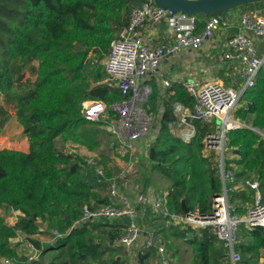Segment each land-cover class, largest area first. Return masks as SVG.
Segmentation results:
<instances>
[{
    "label": "trees",
    "instance_id": "trees-1",
    "mask_svg": "<svg viewBox=\"0 0 264 264\" xmlns=\"http://www.w3.org/2000/svg\"><path fill=\"white\" fill-rule=\"evenodd\" d=\"M145 1L0 0V96L11 106L28 144L27 152L0 149V259H20L10 242L19 236L41 250L42 245L31 237L44 228L63 235L53 246L65 249L68 264H123L119 259L102 257L122 235L129 220L81 222L84 204L94 210L113 202L114 198L104 188L122 173L115 177L119 171L112 166L113 159L100 155L98 164L103 175L98 176L95 167L86 164L81 156L56 148L55 139L89 152L101 147L105 131L82 117V103L101 101L111 105L122 99L118 89L104 82L106 74L101 61L108 54L115 34L127 23L131 9ZM262 7L264 2L239 8ZM228 12L218 16L224 17ZM197 17L196 33H200L204 20L212 16ZM90 53L95 54V62L89 66ZM32 62L37 63L34 81L24 79V70ZM234 84L238 85L237 80ZM194 103L182 84L173 83L162 98L156 86L152 87L148 112L156 113L159 107L164 112L157 121L156 138L147 151L151 163L147 182L152 183L155 175L169 184L167 205L177 215L183 213L181 200L189 210L209 211L210 199L221 187L218 173L210 167L213 172L208 179L209 198L208 193L196 196L186 174L191 156L197 153L201 157V141L210 129L194 120L196 134L189 143L176 138L171 131L179 123L175 105L192 111ZM237 106L235 120L242 126L227 133L225 149L238 157L231 161L239 168L235 175L254 174L264 190V139L255 131L264 132V64L254 86L242 92ZM11 119V111L0 104V133ZM180 149L188 155L181 154ZM122 151L120 146H114L113 154L129 161V154ZM224 163L228 166L230 162L224 159ZM146 187L147 183L140 190ZM251 195L252 191L235 192L230 201L239 206L250 202ZM242 209H237L239 216L244 215ZM1 211L20 213L14 226L5 223ZM177 231L194 230L177 228ZM244 231L236 247L241 255L238 264H260L264 231L260 228ZM159 232L156 233L162 235ZM177 233L175 238H184ZM217 243L210 229L199 230V238L191 243V264H220L225 256ZM154 255V248L138 253V264H146Z\"/></svg>",
    "mask_w": 264,
    "mask_h": 264
},
{
    "label": "built area",
    "instance_id": "built-area-1",
    "mask_svg": "<svg viewBox=\"0 0 264 264\" xmlns=\"http://www.w3.org/2000/svg\"><path fill=\"white\" fill-rule=\"evenodd\" d=\"M197 22V15L172 12L156 6L153 0H147L131 9L127 23L115 34L109 45L108 54L103 59L106 74L104 82L118 89L122 99L111 105L101 101L83 102L81 114L91 125H99L103 131L109 132L112 142L128 153L129 159L137 158V141L151 136L152 143L156 138L157 121L164 109L159 107L156 113L148 112L152 87L147 81L155 76L160 98L164 97V91L171 83L160 78L162 60L177 55L182 50L201 51L206 41L222 27H233L222 17L212 16L204 20L201 32L196 33ZM235 26L237 32L225 39L222 59L237 66L241 83L235 88L222 82L199 86L195 81H185L182 85L194 99L193 109L189 111L180 105H175L174 108L175 114L180 115L179 122L185 126V130L178 136L184 142H189L196 134L194 120L210 129L202 138L201 144L205 153L217 156L216 165L211 167L220 177V191L211 197L209 211L202 212L195 208L177 215L168 208V193L155 195L151 190H138L135 198L131 199L120 194L112 180L108 194L114 198L113 202L94 210L84 204L81 222L127 218L129 222L118 239L125 251L139 240L142 233L141 227L136 223L137 207H141L143 211L150 210L166 227L210 229L224 250L225 257L220 264H238L240 261L241 255L236 247L240 244L239 230L242 224L247 230L260 228L264 231V196L260 194L259 181L253 177H237L231 164L225 166L224 163L226 135L242 126L230 114L236 108L242 92L254 86L257 73L264 64V56L261 57L258 50V42L264 40V7L244 10L239 14ZM217 120L220 121V126L215 125ZM262 138L264 139V135ZM206 157L209 158L208 154ZM82 158L86 164L95 167L98 176L103 175L98 157ZM120 178H125L123 173ZM245 189L253 191L254 198L244 215L239 216L238 207L231 203L230 195ZM50 234L53 240L63 237L57 232ZM25 247L28 251L25 261L0 259V263L39 262L40 251L27 241ZM151 248L155 249L154 257L149 260L151 264H171L165 239L155 230L147 231L139 253Z\"/></svg>",
    "mask_w": 264,
    "mask_h": 264
},
{
    "label": "crops",
    "instance_id": "crops-1",
    "mask_svg": "<svg viewBox=\"0 0 264 264\" xmlns=\"http://www.w3.org/2000/svg\"><path fill=\"white\" fill-rule=\"evenodd\" d=\"M242 10H243V8H238L236 10L229 11L224 17H222L223 20L231 23V26H233V27L229 28V29L222 27L219 31H217L213 35L212 38H210L206 41V43H205V45L201 51L193 52L190 50H182L177 55L165 57L162 60L160 68H159L160 78L168 80L171 83V85L173 83L183 84L185 81H195L199 86H202L204 84L214 83V82H222L226 86H231V83L235 78H237L235 80H237V83L239 84L240 82L238 79L239 74H238L237 66L236 65H230V64L226 63L222 59V53L224 51V45H225L226 37L230 34H234L235 32H237L235 25L238 21V16ZM215 50H218L219 53ZM258 50H259L260 56L261 57L264 56V40H261L258 42ZM36 69H37V66H36ZM235 76H237V77H235ZM147 82L151 87L156 86V88L159 89L157 86L158 83L156 82L155 76L150 77ZM177 117L180 118V115H177ZM151 140H152V137L149 136V138H147V139H142V140H139L136 142V154H137L138 160L145 158V148L147 147L146 143L149 142V144H151ZM59 141L63 144V146L66 148V150L69 148V151H65L64 149L59 148L57 146V143H59ZM55 146H56V148H58L60 150H64L67 153H74V154L79 155L81 157H85V156L86 157H93V156H95L93 152H89L83 147H80L77 145H72L70 143H63L60 138L55 139ZM21 147H22L21 149H17V148L16 149L7 148V149L27 152L28 148L27 149L24 148V145ZM113 153H114V151L111 153V155H108V156L111 157L112 159H117V160L119 159V160L124 162V166L121 167L123 169L122 173L124 174V177H125L124 179L127 182H132V180L136 177L138 170L133 167V163H131L130 161H124L118 157H115ZM149 162H145V165H144L145 171L147 174L150 172V164L151 163H149ZM232 168H233L235 173L239 172V168L236 165H235V167H232ZM247 177L256 178V176L254 174H251L250 176L246 175V176L241 177V178L244 179ZM147 178L148 177L146 175L144 181H145V184L147 183V188H145V190L144 189L140 190L139 186H134L133 190L130 194L131 199L135 198L138 190L143 191V192L151 190L152 192H154L155 195H162V194L168 193L170 186L164 179L159 178V177L157 179V176L154 175L152 177V183L151 182L148 183ZM145 184H144V186H145ZM261 189L262 188L260 187V190ZM242 191H244L246 193H250L251 190L245 189ZM118 192H119V189H118ZM238 192H241V191H238ZM238 192H236V193H238ZM120 194L125 195V193H120ZM125 196H127V195H125ZM253 198H254V192L252 191L250 202L241 203V204L239 203V206L236 205V203H233V204H235L237 207L243 208L244 204H248V203L252 204ZM137 213H138V217H137L136 223L141 227V229H143L142 235L140 236L139 240L134 245H132L131 248L127 251L123 250V248L119 245L118 239L114 243H111L110 244L111 246H109V247H112V249L117 250V252H118V253H116V251L115 252L113 251L114 252L113 258L121 260L123 262V264H138L137 256L135 257L133 255V253H135V254L137 253V255H138V253L142 250V246L146 240L147 231L153 230V229L155 230V228H156L158 231L164 230L163 233L167 234L168 232L169 233L173 232L174 229H176V230H177V228L179 229V227H174V226H168V227L162 226L163 225L162 220L159 217H155V216H152V218L149 219L148 226L145 228L143 225H140L138 223V221L141 220V217H143V216L148 218L151 215L150 210L143 211V209L141 207H137ZM244 213H245V211H244ZM1 215L4 218V221L8 226H14L16 221H17V217L20 215V213L14 212V211H10V212L6 213L4 211H1ZM119 223H120V220H119ZM151 227H152V229H151ZM106 230L108 231L109 228H106ZM123 230H124V228H123ZM159 233L163 235L162 232H159ZM121 234H122V232H121ZM171 236L174 237V235H171ZM31 238L37 240L42 245V249L39 250L40 251V257H39L40 263H42V264H59V262L61 261L62 264H68L66 259H61V258H59L56 262L54 261L51 263L44 261V259H43V257H44L43 256L44 255V252H43L44 246H49V248H48L49 251L55 250L54 246H53L55 240H53V238L51 237V234L46 229L42 228L40 233L33 235ZM164 239H166V238H164ZM179 239L180 238L174 237V240H175L174 243L178 244V247L180 249L181 241ZM240 241H241V237H240ZM10 242L15 247V249L18 253V256L20 258V261H25L26 256L28 254V251L25 247L26 241L24 240V238L22 236H19L17 238L12 239ZM166 244H167V249H168L169 248L168 244H170V241H166ZM220 246H221L220 243L216 244V247L219 249H220ZM50 247H53V248L50 249ZM116 248H118V249H116ZM179 249L177 248L175 251V255L177 256L176 260H175L176 264H191L192 254L190 252H187L182 259L181 258L182 254L180 253ZM222 251L224 252V250H222ZM59 252H61V251H59ZM21 253H23L22 256H21ZM263 257H264V251L261 252V258L259 260L260 264L263 260ZM146 264H151V263L148 261Z\"/></svg>",
    "mask_w": 264,
    "mask_h": 264
},
{
    "label": "rangeland",
    "instance_id": "rangeland-1",
    "mask_svg": "<svg viewBox=\"0 0 264 264\" xmlns=\"http://www.w3.org/2000/svg\"><path fill=\"white\" fill-rule=\"evenodd\" d=\"M236 9H238V8H236ZM236 9H233V10H236ZM241 12H243V10ZM215 51H217L219 53L218 50H215ZM87 61H88L89 66L91 64H93L95 62V54L90 53ZM103 61L104 60L101 61L102 64H103ZM36 66H37L36 62H32L28 65V67L24 70V75H25L24 79H29L30 81L35 80ZM235 77H237V76H235ZM235 79H237V78H235ZM234 80L232 81L231 86L237 88L238 85L234 84ZM0 104H4L6 106V108L11 111V114H12V119L10 120V122L7 124V126L0 133V149H7V148L21 149L22 148L21 146H23V145H24V148L27 149L28 144H27L26 137L22 133V128H21L20 124L15 119L16 116H15L14 112L12 111L11 106L8 105V103L4 100V98L2 96H0ZM237 108H238V106H236V108L230 114V117L233 119H235L234 112ZM215 125L220 126V121L217 120ZM184 130H185V126L181 122H179L176 126H174L171 129L172 134L178 139H180L178 137L179 133L184 131ZM256 131L258 133H260L263 137V135H264L263 131H259V130H256ZM108 133L109 132L105 131V135L101 138V147L99 149L93 151V153L96 157H99L100 155H106V154L111 155V153L114 151L115 144H114V142H112L113 138H111L110 133L109 134ZM181 141H183V140H181ZM185 143H189V142H185ZM149 145H150L149 142H147L146 143L147 147L145 148V158L138 160V157H137L135 159L132 158L129 160L131 163H133V167L138 170L137 175L132 180V182H127L125 179L124 180L121 179L120 176H119L118 180L116 178L113 179L115 182V185L117 187V190L119 189L120 193H125V195H127L129 198L131 197L130 194H131L134 186H139V188H144V184H145L144 179L147 175L144 165H145V162H149V160L147 158V151H148ZM57 146L59 148L64 149L65 151H69V148L66 150V148L63 146V144L60 141H59V143H57ZM179 152L183 155H188V152L185 150L180 149ZM207 154H208L209 158L206 157ZM200 155H201V157L196 153L194 156H191L189 167L186 168V174H187L188 181L190 182V186H193V189H194V190L192 189V193H194L196 196L200 195L202 193L203 194L208 193L207 197L209 198L208 179L210 177V174L213 172V171H211L210 167L212 165H216L215 160H216L217 156L214 153H208V152L205 153L203 149L201 150ZM204 158H206V159H204ZM224 159L226 162L227 161L230 162L229 164H231L232 167H235L234 162H231V161H235L236 159H238V157L231 155L230 152L225 151L224 152ZM112 166H114L117 169V171H119L118 173H115V177H117L118 176L117 174H119V173L121 174L123 171V169L121 167L124 166V162L119 160V159L118 160L113 159ZM157 179H158V177H157ZM108 190H109L108 186H107V188L106 187L104 188V191H106V193H109ZM260 194L262 196H264V190L263 189L260 190ZM195 204H196L195 207H198V203H195ZM249 206H251V203L244 204L242 210L245 211L244 209L246 207H249ZM152 216H153L152 214L149 216L150 218L143 216V217H141V220L138 221V223L140 225H143L146 228L148 226L149 219H151ZM243 228H244V225L242 224L240 226V230H239L241 240L243 239V235L245 234V231H244L245 228L244 229ZM151 229H152V227H151ZM156 232L158 233L159 231H156ZM176 233L179 234V236L181 235L184 237V238L181 237L182 239H184L183 241L181 238L179 239L181 241L180 249L178 247V244L174 243V241H175L174 237L171 236V235H174ZM167 234H168L167 236H166V234H164L165 237L164 236L163 237L166 238L165 239L166 241H170V244H168L169 248L167 249V251L171 257V264H176L175 260H176L177 256L175 255V251L177 248L179 249L180 253L182 254L181 258L183 259V257L185 256V254L187 252H190V253L192 252V249H193V246L191 244L192 241L196 237L199 238V230L181 233V232L177 231L176 229H174L173 232H170V233L168 232ZM141 235H142V233H141ZM93 236H94V234H93ZM99 238L102 239V236L99 235ZM94 239L96 240L95 236H94ZM44 248H45V246H44ZM44 248H43V252H44L43 259L45 262H49V263L54 262V261L56 262L59 258L67 260V254L65 252V249H55V250L49 251V250H45ZM166 248H167V246H166ZM116 249H118V248H116ZM59 251H61V252H59ZM113 251L114 252L116 251V253H118L117 250H115V249H112V248L106 249L105 255L102 257V259L108 260L109 258L114 257ZM22 255H23V253H21V256ZM133 255L136 257L137 253L136 254L133 253ZM59 264H62V262L60 261ZM261 264H264V257H263Z\"/></svg>",
    "mask_w": 264,
    "mask_h": 264
},
{
    "label": "water",
    "instance_id": "water-1",
    "mask_svg": "<svg viewBox=\"0 0 264 264\" xmlns=\"http://www.w3.org/2000/svg\"><path fill=\"white\" fill-rule=\"evenodd\" d=\"M160 8L189 15L218 16L233 9L262 3L264 0H153ZM241 83V80H239ZM183 213H188L189 208L181 200ZM190 230V228H188ZM53 247H50L52 249Z\"/></svg>",
    "mask_w": 264,
    "mask_h": 264
}]
</instances>
